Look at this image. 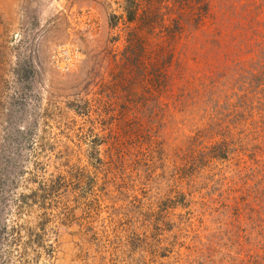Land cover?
Returning a JSON list of instances; mask_svg holds the SVG:
<instances>
[{
    "label": "rangeland",
    "instance_id": "374dc122",
    "mask_svg": "<svg viewBox=\"0 0 264 264\" xmlns=\"http://www.w3.org/2000/svg\"><path fill=\"white\" fill-rule=\"evenodd\" d=\"M0 264H264V0H0Z\"/></svg>",
    "mask_w": 264,
    "mask_h": 264
},
{
    "label": "trees",
    "instance_id": "16d2710c",
    "mask_svg": "<svg viewBox=\"0 0 264 264\" xmlns=\"http://www.w3.org/2000/svg\"><path fill=\"white\" fill-rule=\"evenodd\" d=\"M130 19H131V17H130Z\"/></svg>",
    "mask_w": 264,
    "mask_h": 264
}]
</instances>
